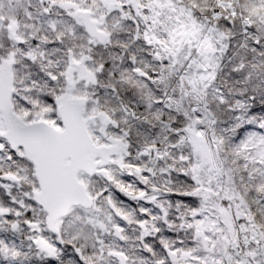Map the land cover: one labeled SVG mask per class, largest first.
Listing matches in <instances>:
<instances>
[{
    "label": "snow or ice",
    "instance_id": "1",
    "mask_svg": "<svg viewBox=\"0 0 264 264\" xmlns=\"http://www.w3.org/2000/svg\"><path fill=\"white\" fill-rule=\"evenodd\" d=\"M0 264H264V0H0Z\"/></svg>",
    "mask_w": 264,
    "mask_h": 264
}]
</instances>
